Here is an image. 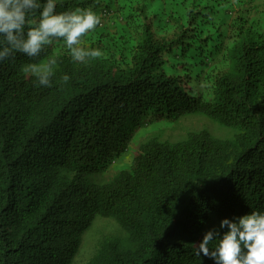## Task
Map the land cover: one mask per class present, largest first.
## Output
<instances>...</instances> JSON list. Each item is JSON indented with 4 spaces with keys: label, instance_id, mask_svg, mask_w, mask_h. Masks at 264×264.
<instances>
[{
    "label": "trees",
    "instance_id": "1",
    "mask_svg": "<svg viewBox=\"0 0 264 264\" xmlns=\"http://www.w3.org/2000/svg\"><path fill=\"white\" fill-rule=\"evenodd\" d=\"M116 1L56 0V10L91 7L96 30L120 17ZM188 1L182 16L137 0L125 18L135 36L128 59L99 43L102 57L77 62L57 40L38 57L14 51L0 61V264H74L100 219L124 234L99 242L83 264H215L197 254L206 231L264 211V22L238 10L216 24L213 5ZM50 60L51 86L23 70ZM188 116L233 137H155L130 168L94 179L138 130Z\"/></svg>",
    "mask_w": 264,
    "mask_h": 264
},
{
    "label": "clouds",
    "instance_id": "2",
    "mask_svg": "<svg viewBox=\"0 0 264 264\" xmlns=\"http://www.w3.org/2000/svg\"><path fill=\"white\" fill-rule=\"evenodd\" d=\"M230 1V0H227ZM235 1V0H234ZM264 7V1H236ZM56 0H0V61L14 51L28 57H38L46 46L61 41L74 61L100 58L104 52L97 47H85L82 38L101 24V17L91 7L58 12ZM38 11V18H33ZM110 14V13H107ZM31 63L24 67L38 84L51 86L52 65ZM64 81L70 76L65 74ZM216 241L211 249L209 245ZM197 254L210 256L215 264H264V211L225 217L219 228L206 231L197 247Z\"/></svg>",
    "mask_w": 264,
    "mask_h": 264
},
{
    "label": "rangeland",
    "instance_id": "3",
    "mask_svg": "<svg viewBox=\"0 0 264 264\" xmlns=\"http://www.w3.org/2000/svg\"><path fill=\"white\" fill-rule=\"evenodd\" d=\"M137 0H117L112 3V10L115 15L120 17L116 20L107 22L105 25L99 27L98 29L89 32L85 35L83 43L85 47H99V43H103L105 47V52L114 54L115 56H123V59H128L130 57V48L135 39V36L128 25V15L133 12V7ZM201 4H207L209 6L213 5L216 12L212 14L211 18H214V22L228 24L232 13L237 16L236 12L242 11L243 13H250V16L256 20L264 22V7L257 6L254 3L247 4L246 6L237 3L234 0H199ZM155 3L152 7L155 9L162 8L166 9L168 12L175 10L176 14L183 16L187 7H189V1L181 3V0H154ZM234 8V12L231 10ZM247 16V14H246ZM127 18V20L125 19ZM167 20V18H166ZM161 21V25L165 26L167 21ZM227 29V28H225ZM126 37V44L121 46L119 44V38L121 36ZM126 47V48H125ZM90 60L85 61L88 63ZM84 63V62H81ZM204 129H209L214 135L223 138L233 137L234 131L225 129L215 124L211 120L204 118L202 116H188L184 117L176 123H156L149 125L148 127L138 130L135 133L133 141L129 144V151L122 156L120 159L116 160L105 173L104 176L99 178H94L98 182H106L113 175L118 173L123 169H128L131 167L134 156L138 151L140 145L144 142L159 137L160 141H172L178 142L186 139L188 135L192 132H199ZM212 228H219V224L212 225ZM123 230L114 221L110 219H100L95 222L92 229H90L84 237L83 247L79 253V256L74 264H83L86 262L95 252L96 246L99 242L103 240L110 239L116 236H122Z\"/></svg>",
    "mask_w": 264,
    "mask_h": 264
},
{
    "label": "crops",
    "instance_id": "4",
    "mask_svg": "<svg viewBox=\"0 0 264 264\" xmlns=\"http://www.w3.org/2000/svg\"><path fill=\"white\" fill-rule=\"evenodd\" d=\"M235 1H246V0H235ZM247 1H250V0H247ZM257 1V0H255ZM260 1H264V0H260Z\"/></svg>",
    "mask_w": 264,
    "mask_h": 264
}]
</instances>
